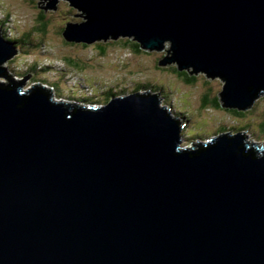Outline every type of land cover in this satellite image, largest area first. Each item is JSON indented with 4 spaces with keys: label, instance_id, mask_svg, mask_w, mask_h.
I'll use <instances>...</instances> for the list:
<instances>
[{
    "label": "water",
    "instance_id": "obj_1",
    "mask_svg": "<svg viewBox=\"0 0 264 264\" xmlns=\"http://www.w3.org/2000/svg\"><path fill=\"white\" fill-rule=\"evenodd\" d=\"M65 1L83 18L69 43L164 52L159 66L222 79L226 109L264 95V0ZM19 54L0 29V264H264V144L241 130L183 145L153 91L93 107L25 90L32 75L5 66Z\"/></svg>",
    "mask_w": 264,
    "mask_h": 264
},
{
    "label": "rangeland",
    "instance_id": "obj_2",
    "mask_svg": "<svg viewBox=\"0 0 264 264\" xmlns=\"http://www.w3.org/2000/svg\"><path fill=\"white\" fill-rule=\"evenodd\" d=\"M37 3V0H0V19L7 13L10 14V20L6 22L8 37L11 35L21 38L23 34H29L35 44L28 53L20 50L18 56L5 64L17 75L14 77L16 80L23 81L25 77L32 75L25 81V90L33 88L35 84L50 85L51 89V85L58 84L59 90H52L54 98L67 101L69 95H86V92L97 85L104 91L114 89L120 92L125 89L127 94L137 90L139 85L149 84L158 89L164 86L166 91H162V94L166 96L162 98V105L184 122L183 145L191 146L193 142L206 141L218 133L230 131L228 128H233V132L246 128L251 140L264 144V95L256 101L253 108L243 111V115L212 105L204 108L206 95L214 100L223 91L222 79H210L201 74L196 76L194 84H188L184 78L176 75L177 66H159L164 52L136 54L120 44L109 45L105 55H102L97 43L89 46L69 43L62 30L69 21H83V18L75 17L78 10L70 12V4L62 0L59 10L47 12L45 18L41 16ZM45 22L48 23V30L43 34L39 30V24ZM75 62L79 65L73 66ZM32 69L34 71L30 72ZM2 80L8 81L6 78ZM183 113L185 116H182Z\"/></svg>",
    "mask_w": 264,
    "mask_h": 264
},
{
    "label": "trees",
    "instance_id": "obj_3",
    "mask_svg": "<svg viewBox=\"0 0 264 264\" xmlns=\"http://www.w3.org/2000/svg\"><path fill=\"white\" fill-rule=\"evenodd\" d=\"M70 8V12H75L74 8L72 9L71 6H69ZM42 13V12H41ZM42 19V18H41ZM10 20V14L7 13V15L4 16V18L0 19V29L3 31L4 33V36L10 40V41H13L14 43H16L17 47L22 51V52H25V53H28L30 51V49H32L35 44L32 42V36L31 35H22L21 38L19 37H15V36H11L8 37V31H9V28L7 27V21ZM47 22L43 23V24H39L40 27H39V30L41 33L43 34H46L47 33V30H48V27H47ZM11 30V29H10ZM64 32V29L62 30V33ZM41 44H44L43 42ZM73 44V43H72ZM120 44L123 45L124 48L130 50L132 53H136V54H143V53H147L146 51H144L141 47V44L135 40H132V39H129V38H121L119 40H111L109 42H99L96 44V46L98 47V50L100 51V53L102 55H105V53L107 52V47L110 45H117L119 46ZM85 46H89L87 44H84ZM28 48V49H26ZM71 64V62H70ZM77 65V62H75V64H73V66ZM79 65V64H78ZM77 65V66H78ZM8 69V76H9V80L11 79H14L15 75L14 73H12V69L10 67H7ZM34 71L33 69L30 71L32 72ZM175 71L177 72L176 75L179 77V78H184L185 82L188 83V84H194L197 77L196 75L195 76H192L190 75L187 71H179L177 68L175 69ZM24 76V74H23ZM52 86V90H59V86L58 84H53L51 85ZM157 86H152V85H149V84H146V85H139L137 87V90L133 91V92H144L145 91H153V92H156V93H159L162 95V98H164L163 96H166L163 95L162 91H166V88L164 86H161L158 88H156ZM165 88V89H164ZM48 89V92L51 93V89L50 88H47ZM74 92V91H73ZM127 90L123 89L122 91H115L114 89H108V91H104L102 90V88H100L98 85L96 86V88H92L91 90H89V92H86L87 94L86 95H69L67 98L71 101H75V102H78V103H81V104H84L86 106H100V105H106L110 100L111 98L119 95H124V94H127ZM59 95H64L63 93H59ZM102 95V96H101ZM60 98L62 99L63 96H60ZM172 101V100H171ZM167 105L170 106L167 102ZM209 105H212L213 107L215 108H223L221 106V103L219 101V97L218 98H214V100H210L209 99V96L206 95L205 98H204V108L206 107H210ZM226 109V108H225ZM230 112H233L237 115H243L245 114L243 111H238V110H235V109H226ZM180 114V113H179ZM182 116H185V114L183 113ZM240 128V127H239ZM263 128H264V123H263ZM230 131L231 129L234 130L233 128H228ZM241 130H247L246 128H240V129H237L236 131H241ZM199 139H202V137H197Z\"/></svg>",
    "mask_w": 264,
    "mask_h": 264
},
{
    "label": "clouds",
    "instance_id": "obj_4",
    "mask_svg": "<svg viewBox=\"0 0 264 264\" xmlns=\"http://www.w3.org/2000/svg\"><path fill=\"white\" fill-rule=\"evenodd\" d=\"M16 80V79H15ZM17 81H19V80H17ZM48 90V89H47ZM79 95H81L80 93H79ZM54 97V96H53ZM162 97V96H161ZM55 99V98H54ZM56 100V99H55ZM57 101H63V102H66V103H75V102H73V101H71V100H67V101H64L63 99L62 100H57ZM76 103H78V102H76ZM100 106H103V105H100ZM93 107H99V106H94L93 105ZM168 107H170V106H168ZM219 134V133H218ZM184 139H185V135H184ZM189 146V145H188Z\"/></svg>",
    "mask_w": 264,
    "mask_h": 264
},
{
    "label": "bare ground",
    "instance_id": "obj_5",
    "mask_svg": "<svg viewBox=\"0 0 264 264\" xmlns=\"http://www.w3.org/2000/svg\"><path fill=\"white\" fill-rule=\"evenodd\" d=\"M36 86H37V84H35L34 87H36ZM47 86H48V87H47ZM47 86H40V87H44V88H46V89L50 87V85H47ZM34 87H33V88H34ZM24 89H25V88H24ZM50 89H51V88H50ZM51 90H52V89H51ZM145 92H146V91H145ZM175 115H176V114H175ZM183 133H184V130H183Z\"/></svg>",
    "mask_w": 264,
    "mask_h": 264
},
{
    "label": "flooded vegetation",
    "instance_id": "obj_6",
    "mask_svg": "<svg viewBox=\"0 0 264 264\" xmlns=\"http://www.w3.org/2000/svg\"><path fill=\"white\" fill-rule=\"evenodd\" d=\"M37 5H38V3H37ZM41 12H42L41 16L44 17L46 15V13L43 10H41ZM45 18H46V16H45Z\"/></svg>",
    "mask_w": 264,
    "mask_h": 264
}]
</instances>
